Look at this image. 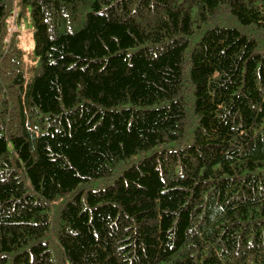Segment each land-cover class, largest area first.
<instances>
[{
	"label": "trees",
	"instance_id": "16d2710c",
	"mask_svg": "<svg viewBox=\"0 0 264 264\" xmlns=\"http://www.w3.org/2000/svg\"><path fill=\"white\" fill-rule=\"evenodd\" d=\"M0 264H264V0H0Z\"/></svg>",
	"mask_w": 264,
	"mask_h": 264
},
{
	"label": "rangeland",
	"instance_id": "374dc122",
	"mask_svg": "<svg viewBox=\"0 0 264 264\" xmlns=\"http://www.w3.org/2000/svg\"><path fill=\"white\" fill-rule=\"evenodd\" d=\"M17 9L14 8L12 13L5 19V36L3 45L7 49L12 41H15L18 47L24 51V59H27L28 53L33 47V40L31 37L32 30L26 21L16 19ZM134 159H138L136 156Z\"/></svg>",
	"mask_w": 264,
	"mask_h": 264
}]
</instances>
